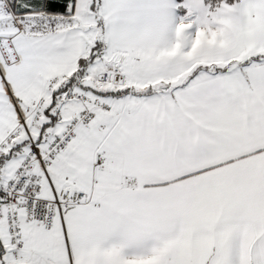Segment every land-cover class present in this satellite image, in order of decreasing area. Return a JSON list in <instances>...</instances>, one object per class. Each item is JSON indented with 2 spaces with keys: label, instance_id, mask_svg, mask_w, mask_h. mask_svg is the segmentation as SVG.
Here are the masks:
<instances>
[{
  "label": "snow or ice",
  "instance_id": "snow-or-ice-1",
  "mask_svg": "<svg viewBox=\"0 0 264 264\" xmlns=\"http://www.w3.org/2000/svg\"><path fill=\"white\" fill-rule=\"evenodd\" d=\"M0 264H264V0H0Z\"/></svg>",
  "mask_w": 264,
  "mask_h": 264
}]
</instances>
